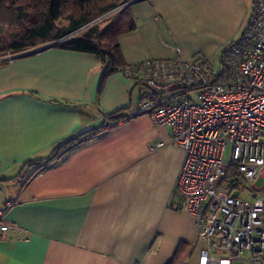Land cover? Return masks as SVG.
Listing matches in <instances>:
<instances>
[{"label":"crops","instance_id":"obj_1","mask_svg":"<svg viewBox=\"0 0 264 264\" xmlns=\"http://www.w3.org/2000/svg\"><path fill=\"white\" fill-rule=\"evenodd\" d=\"M254 0H132L110 31L123 61L203 55L217 64ZM6 59V58H5ZM0 60V264H199L205 243L176 207L185 151L139 110L143 86L99 55L49 46ZM220 63V62H219ZM123 110L126 118L107 122ZM99 130L34 174L30 159ZM160 146L151 149L150 145ZM233 264H248L235 261Z\"/></svg>","mask_w":264,"mask_h":264},{"label":"built area","instance_id":"obj_2","mask_svg":"<svg viewBox=\"0 0 264 264\" xmlns=\"http://www.w3.org/2000/svg\"><path fill=\"white\" fill-rule=\"evenodd\" d=\"M117 72L143 86L139 110L169 127L171 142L185 151L174 205L196 219L205 243L199 264H264V0H254L219 69L203 56L177 53ZM13 204L0 207L1 231Z\"/></svg>","mask_w":264,"mask_h":264},{"label":"trees","instance_id":"obj_3","mask_svg":"<svg viewBox=\"0 0 264 264\" xmlns=\"http://www.w3.org/2000/svg\"><path fill=\"white\" fill-rule=\"evenodd\" d=\"M127 1L129 0H0V25L16 26L11 36L12 42L8 46L14 51H23L28 46L59 39L66 33L78 31L83 27L85 30L79 35L61 39L54 45L99 55L107 63L105 76L127 65L123 61L116 36L110 31V26L126 14L127 5L107 14ZM104 14L106 15L102 18L103 20L101 19L102 26L98 22L100 20L97 21L98 23L88 24ZM58 19L68 21L69 25L58 27L56 25ZM3 50L0 47V51ZM123 110L125 109L107 115V122L116 124L125 119L126 115ZM99 128L80 131L56 144L48 157L30 159L26 163L37 165L34 174L40 172L53 158L73 149L84 138L96 133ZM179 251L178 249L169 264L177 263Z\"/></svg>","mask_w":264,"mask_h":264},{"label":"rangeland","instance_id":"obj_4","mask_svg":"<svg viewBox=\"0 0 264 264\" xmlns=\"http://www.w3.org/2000/svg\"><path fill=\"white\" fill-rule=\"evenodd\" d=\"M130 1H132V0H129V1H127V2H123V3H121L120 4V6L119 7H117V8H115V9H113V10H111V11H109V12H107V14H109V13H112V12H114L116 9H118V8H121V7H123V6H126ZM106 14H104V15H101L100 17H97L96 19H94L93 21H91L90 23H88V24H91V23H94V22H96V23H98L99 22V24H100V26H102L103 25V22H102V18H104V16H105ZM102 19V20H101ZM98 20H100V21H98ZM98 21V22H97ZM56 25L59 27V26H67V25H69V22L68 21H66V20H62V19H58V20H56ZM87 25V24H86ZM85 26V25H84ZM15 27L16 26H12V27H9V26H7L6 24H4V25H0V47H1V49H4L3 51H0V58H2L1 60H3V58L5 59H7V58H9V57H12V56H14V55H18V54H24V53H27V52H30V51H33V50H37V49H40V48H42V47H44V46H46L47 44H49V43H51V42H53L54 40H52V41H48V42H44V43H39L38 45H36V46H28V47H26L23 51H14V49H12V48H8V46L10 45V43L12 42V33L15 31ZM17 30V29H16ZM85 29H83V27H81V29H79L78 31L77 30H75V31H71V32H68V33H66L65 35H63L62 37H60L59 39H56V40H59L60 41V39H67V38H72V37H74V36H76V35H79L81 32H83ZM196 56H203V55H196ZM5 59V60H6ZM217 62V64H216V68L217 69H219V62H220V59L218 60V61H216ZM231 151H232V146H231V144L229 143L227 146H226V151H225V156H224V158H225V160L226 161H228L229 159H230V156H231ZM262 183V179H260L258 182H257V185H260ZM196 227H197V225H196ZM246 254V253H245Z\"/></svg>","mask_w":264,"mask_h":264},{"label":"water","instance_id":"obj_5","mask_svg":"<svg viewBox=\"0 0 264 264\" xmlns=\"http://www.w3.org/2000/svg\"><path fill=\"white\" fill-rule=\"evenodd\" d=\"M130 2H132V1H130ZM130 2H129V3H130ZM60 40H61V39H60ZM58 41H59V40H54L53 42L47 44L46 46H44V47H42V48H40V49H43V48H46V47H49V46H53V45L56 44ZM40 49H37V50H40ZM33 51H36V50H33ZM33 51H30V52H33ZM27 53H29V52H27ZM24 54H25V53H24ZM19 55H21V54H19ZM17 56H18V55H17Z\"/></svg>","mask_w":264,"mask_h":264}]
</instances>
